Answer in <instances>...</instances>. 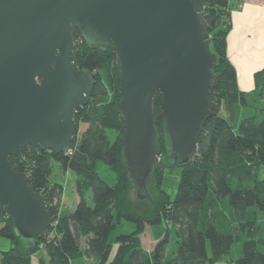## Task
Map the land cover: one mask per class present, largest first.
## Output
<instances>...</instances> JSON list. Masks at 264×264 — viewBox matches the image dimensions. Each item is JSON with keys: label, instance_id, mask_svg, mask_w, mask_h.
<instances>
[{"label": "trees", "instance_id": "obj_1", "mask_svg": "<svg viewBox=\"0 0 264 264\" xmlns=\"http://www.w3.org/2000/svg\"><path fill=\"white\" fill-rule=\"evenodd\" d=\"M231 11L229 0H203L210 48L217 60L212 69L213 111L203 124L195 154L182 161L170 152L161 95L155 92L152 110L159 156L142 183L132 178L124 160L121 78L113 43L90 44L72 28L70 60L75 68L91 72L94 86L87 104L74 111L68 152L28 145L19 156H8L17 172L28 175L32 189L45 196L52 223L44 236L25 238L5 208L0 236L11 245L0 250V264H31L40 250L47 256L38 258L40 264H71L80 257L96 264H162L168 238L157 240L149 253L140 240L146 225L162 222L173 226L176 238L169 264H264V177L259 176L264 167V66L254 72L252 90L239 89L236 69L226 55ZM80 122L87 126L79 133ZM52 161L75 174L78 200L72 210L61 209L63 186L49 179ZM101 169L114 176L112 184L101 177ZM166 169L179 171L173 199L161 188ZM131 190L145 191L140 204L131 201ZM121 221L132 222L134 229L117 232ZM239 241L241 254L224 259Z\"/></svg>", "mask_w": 264, "mask_h": 264}, {"label": "water", "instance_id": "obj_2", "mask_svg": "<svg viewBox=\"0 0 264 264\" xmlns=\"http://www.w3.org/2000/svg\"><path fill=\"white\" fill-rule=\"evenodd\" d=\"M84 41H112L120 71L123 155L142 183L159 156L152 99L161 95L170 152L182 161L196 152L212 114L217 56L203 0H0V216L6 208L17 232L39 238L52 216L46 198L8 156L28 145L70 150L74 111L87 104L90 71L73 66L72 28Z\"/></svg>", "mask_w": 264, "mask_h": 264}, {"label": "crops", "instance_id": "obj_3", "mask_svg": "<svg viewBox=\"0 0 264 264\" xmlns=\"http://www.w3.org/2000/svg\"><path fill=\"white\" fill-rule=\"evenodd\" d=\"M230 6L232 7L231 29L226 37V55L236 69L239 89L247 92L254 88V72L264 66V0H241L237 6L231 3ZM77 200L78 196L74 194L72 209ZM62 205L64 204H61V209L63 208ZM125 225L128 227L127 230H132L130 224L120 222L117 232H126V229L120 228V226L124 227ZM146 227L147 225L141 235V245L145 251L142 239ZM10 245L11 242L8 238L0 236V250L8 249ZM80 245L83 247V239L80 240ZM115 249L116 245H114L111 255ZM39 257L47 260L44 250H40L32 257L31 264H40ZM71 264H96V262L91 258L80 257L72 261Z\"/></svg>", "mask_w": 264, "mask_h": 264}, {"label": "rangeland", "instance_id": "obj_4", "mask_svg": "<svg viewBox=\"0 0 264 264\" xmlns=\"http://www.w3.org/2000/svg\"><path fill=\"white\" fill-rule=\"evenodd\" d=\"M229 2L232 5L237 6L238 3L241 2V0H229ZM238 2V3H237ZM234 6V8H235ZM87 125L83 122H80L78 125V132L80 133L85 129ZM171 161V159L169 160ZM104 170V171H103ZM100 170V175L103 179H105L109 184H112L114 181V176L112 174H107V170L105 169ZM260 178L264 177V167H261L260 169ZM51 182L59 183L63 186V193L60 195V201L64 210H70L72 209V202H73V196L75 193V174L72 170H63L60 165L56 161H52V172L49 177ZM179 179V171L177 169H166L164 177L161 182V188L169 195L171 199L175 196L176 189H177V183ZM143 189V188H140ZM144 190H131L130 193V199L131 201H134L138 204L141 203L144 199ZM87 202L89 204L92 203L91 199V192L88 191L87 194ZM123 224H130L132 227V230L134 229V224L132 222L128 221H121ZM119 224H117L116 227H118ZM121 229H126V232H130L132 230H127L128 227L126 225L124 227L120 226ZM118 231V230H117ZM144 232V231H143ZM142 235V234H141ZM140 235V240H141ZM144 238L142 239L144 241V247L146 249V252H152L153 244L159 240L162 237L168 238V244L166 247V258L163 260L162 264H169L167 259L171 256L173 249L176 247V238L173 231V226L166 224L165 222H162L157 225H147ZM148 252V253H149ZM241 254V244L239 242H235L233 246L231 247L230 254H226L223 258L228 259L229 256L235 258L238 255ZM219 264H231L224 260Z\"/></svg>", "mask_w": 264, "mask_h": 264}, {"label": "built area", "instance_id": "obj_5", "mask_svg": "<svg viewBox=\"0 0 264 264\" xmlns=\"http://www.w3.org/2000/svg\"><path fill=\"white\" fill-rule=\"evenodd\" d=\"M52 223V222H51Z\"/></svg>", "mask_w": 264, "mask_h": 264}]
</instances>
